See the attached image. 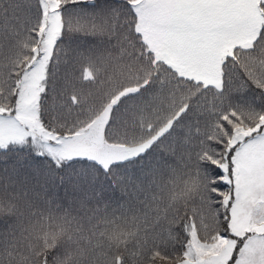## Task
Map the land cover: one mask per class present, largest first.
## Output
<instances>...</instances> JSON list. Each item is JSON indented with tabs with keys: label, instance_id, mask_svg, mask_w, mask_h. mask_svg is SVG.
Masks as SVG:
<instances>
[{
	"label": "snow or ice",
	"instance_id": "1",
	"mask_svg": "<svg viewBox=\"0 0 264 264\" xmlns=\"http://www.w3.org/2000/svg\"><path fill=\"white\" fill-rule=\"evenodd\" d=\"M0 264H264V0H0Z\"/></svg>",
	"mask_w": 264,
	"mask_h": 264
}]
</instances>
